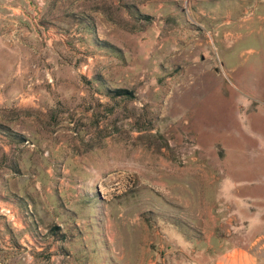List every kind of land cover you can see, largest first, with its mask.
Masks as SVG:
<instances>
[{
  "label": "rangeland",
  "instance_id": "1",
  "mask_svg": "<svg viewBox=\"0 0 264 264\" xmlns=\"http://www.w3.org/2000/svg\"><path fill=\"white\" fill-rule=\"evenodd\" d=\"M8 2L10 237L43 264H191L187 233L264 234V0Z\"/></svg>",
  "mask_w": 264,
  "mask_h": 264
},
{
  "label": "crops",
  "instance_id": "2",
  "mask_svg": "<svg viewBox=\"0 0 264 264\" xmlns=\"http://www.w3.org/2000/svg\"><path fill=\"white\" fill-rule=\"evenodd\" d=\"M7 1V0H5ZM9 1V0H8ZM4 2L0 0V17L4 20L11 21L12 15L17 12V7L12 3ZM149 1V0H144ZM176 1V0H174ZM207 0H197V3H204ZM6 7V9L4 8ZM2 21L0 19V25ZM12 32L15 29H10ZM10 99V97H5ZM220 224H218V229ZM5 224L0 221V264H43L42 257L39 253H35L32 249V237L27 234L23 237H18V232L15 233V237H10L6 232ZM202 238L193 236L192 233H187L186 237L202 245L200 254L195 253L194 261L191 264H264V234L260 233L254 237H250L247 240H241L234 243L225 242L224 233H202ZM20 242L25 243L29 248L28 251H24V246H20ZM46 257V256H45ZM48 257V256H47ZM200 258V259H199ZM41 261V263H39ZM49 260L45 262L47 264Z\"/></svg>",
  "mask_w": 264,
  "mask_h": 264
},
{
  "label": "trees",
  "instance_id": "3",
  "mask_svg": "<svg viewBox=\"0 0 264 264\" xmlns=\"http://www.w3.org/2000/svg\"><path fill=\"white\" fill-rule=\"evenodd\" d=\"M110 95H129L132 96V92L128 89L125 88H115V89H111L108 90V92Z\"/></svg>",
  "mask_w": 264,
  "mask_h": 264
},
{
  "label": "built area",
  "instance_id": "4",
  "mask_svg": "<svg viewBox=\"0 0 264 264\" xmlns=\"http://www.w3.org/2000/svg\"><path fill=\"white\" fill-rule=\"evenodd\" d=\"M56 35H58L61 38H65V35L63 33H57Z\"/></svg>",
  "mask_w": 264,
  "mask_h": 264
}]
</instances>
